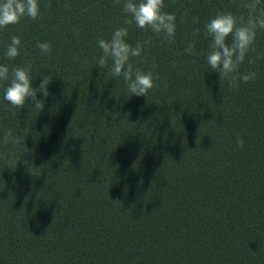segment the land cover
<instances>
[{"label": "trees", "instance_id": "trees-1", "mask_svg": "<svg viewBox=\"0 0 264 264\" xmlns=\"http://www.w3.org/2000/svg\"><path fill=\"white\" fill-rule=\"evenodd\" d=\"M123 3L41 0L37 20L0 30V264H264V30L234 74L255 80L230 87L206 65L205 25L246 17L234 0H165L172 42L127 24ZM118 28L144 45L130 62L153 73L149 96H132L110 59L98 66ZM16 67L36 89L50 78L42 110L3 99Z\"/></svg>", "mask_w": 264, "mask_h": 264}, {"label": "clouds", "instance_id": "clouds-1", "mask_svg": "<svg viewBox=\"0 0 264 264\" xmlns=\"http://www.w3.org/2000/svg\"><path fill=\"white\" fill-rule=\"evenodd\" d=\"M116 3L119 4L120 0H116ZM236 6L246 12V17L244 14L238 17L232 12L220 11L205 25V35L211 38L206 65L212 71L219 73L221 82L227 78L230 87L238 86L237 80H242L246 84L255 80L254 72L243 76L234 74L238 72L246 56L256 52L253 45L257 32L264 30V2L262 0H239ZM165 7V0H124L123 3V11L130 17L126 21L127 24L135 22L138 28L145 31L151 30L156 35H163L166 40L172 42L177 30L176 17L174 14L165 12ZM40 10L41 0H0V30L9 25L19 24L24 17L37 20L40 17ZM198 32L199 29H197ZM127 36V28H118L112 33L110 40L100 39L98 41V46L102 50L98 66L103 69L110 59L112 61L111 75L123 77L132 96H149L150 90L155 86L153 73L134 69L130 62L131 58L142 55L144 45L137 44L133 47L126 41ZM20 45L19 37L13 36L6 50L8 59L15 60L19 57ZM37 47L44 53L51 54L52 52L51 44L48 42H41ZM184 51L194 55V43L189 42ZM257 59L259 57L250 59L249 63H255ZM152 67L155 68L156 65L153 64ZM30 71V67H16L11 72L10 84L4 89L3 99L8 102L12 111L24 108L29 99L33 103L34 111L42 110L44 107V101L37 99V93L39 91L45 98L48 97L50 78L44 77L39 89H36L32 86ZM9 78L8 66L0 65V82L8 81ZM22 140V136H14L10 132L4 136L5 143H11L14 146L19 145ZM236 143L240 148L245 146L242 138L238 137ZM24 163L28 164V161Z\"/></svg>", "mask_w": 264, "mask_h": 264}]
</instances>
